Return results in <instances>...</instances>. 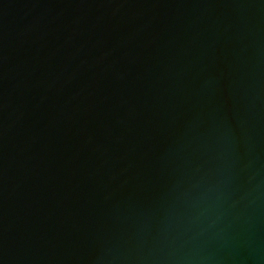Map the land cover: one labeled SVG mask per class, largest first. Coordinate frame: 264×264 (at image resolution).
Returning <instances> with one entry per match:
<instances>
[{"label":"water","instance_id":"95a60500","mask_svg":"<svg viewBox=\"0 0 264 264\" xmlns=\"http://www.w3.org/2000/svg\"><path fill=\"white\" fill-rule=\"evenodd\" d=\"M0 264H264V0H0Z\"/></svg>","mask_w":264,"mask_h":264}]
</instances>
